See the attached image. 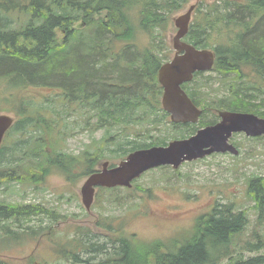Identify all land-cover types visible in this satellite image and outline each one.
<instances>
[{
  "label": "trees",
  "instance_id": "16d2710c",
  "mask_svg": "<svg viewBox=\"0 0 264 264\" xmlns=\"http://www.w3.org/2000/svg\"><path fill=\"white\" fill-rule=\"evenodd\" d=\"M188 2L0 0V86L22 94L17 121L0 147V189L6 192L13 184H36L39 176L56 170L72 181L74 174L70 173L76 172L78 165L86 166L90 175L104 160L165 145L215 123L218 109L264 117V0H218L197 5L185 36L186 41L213 48L217 54L211 73L197 72L183 86L193 101L203 106L204 114L197 128L192 123L170 121L161 105L158 71L171 51L163 31L153 32L166 29L171 15ZM143 31L151 34L147 45L140 37ZM30 88H48L52 93L40 98L23 93ZM210 111L214 116H207ZM176 126L180 129L174 130ZM80 131L89 135L91 143L80 154L63 150L62 142ZM99 132L102 138L95 139ZM162 132L166 135L161 136ZM153 133L159 136L157 140L142 141L145 136L151 139ZM158 169L179 170L166 165L145 175ZM139 179L133 181L132 190L139 186ZM247 183L262 223L264 176H251ZM132 190L100 188L97 199L121 209L126 202H119V191L128 194ZM142 190L148 192L149 188ZM214 204L206 216L196 219L194 236L179 247V241L171 242L167 245L170 250L160 241L145 242L126 235L120 216L100 213L93 224L98 231L71 225L63 239L58 237L60 249L55 252L61 264H264V254L234 259L232 252L227 261L222 258L229 238L243 233L249 218L234 202L218 196ZM53 210L0 199V239L18 244L53 234L54 223L36 216L60 219ZM34 226H40L41 232ZM29 263L51 264L37 262L34 257ZM0 264L8 262L0 259Z\"/></svg>",
  "mask_w": 264,
  "mask_h": 264
},
{
  "label": "rangeland",
  "instance_id": "374dc122",
  "mask_svg": "<svg viewBox=\"0 0 264 264\" xmlns=\"http://www.w3.org/2000/svg\"><path fill=\"white\" fill-rule=\"evenodd\" d=\"M202 1L218 0H189L185 9L172 15L166 29H156L153 32L157 34L161 30L163 31L164 40L171 51H166L170 52L168 57L174 56L172 39L177 32L174 19L188 11L187 9L193 3ZM193 13L195 16L197 10L194 9ZM140 37L143 38L144 45L149 44L151 37L149 32H141ZM212 74L216 76L215 73ZM23 93L40 98L50 95L52 90L30 88ZM21 96L22 94L18 91L7 90L0 86V113L14 116ZM198 106L204 114L203 106ZM212 108L214 109V107ZM207 116H214V114L210 111ZM205 119L208 120L206 117ZM191 123L195 128L199 125ZM182 127L186 129L185 126ZM179 129L180 126L174 127V130ZM164 135L166 132L161 133V136ZM234 136L231 141L239 147V155L229 152H214L204 160L184 163L179 170L169 169L171 174L167 178L164 177L170 173L167 169H158L153 173L144 174V177L142 176L136 182L139 186H136L134 190L131 189L132 192L126 194V191H119L122 196L119 202H126L125 205L120 206L122 210L116 205L103 202V198L99 201L97 195L91 210L85 209L80 199V191L89 174L87 173L88 168L82 165L75 166L76 172L71 171L70 176L72 173L74 174L71 176L72 181H69L65 174L56 170L45 177L39 176L36 184H13L6 192L3 191V188L0 189V199L25 202V204H41L54 209L53 212L60 215V219H51L46 214L36 215L49 224L54 223L53 234L39 235L38 241L30 238L18 244H8L4 239H0V259L6 260L8 264H30L31 257H34L37 262L46 260L51 264H61L60 256L55 252L60 249L58 237L63 239L64 232L71 225L75 227L86 225L92 228L91 231H98L93 227V224L99 219L100 213L120 216L118 221L126 235L134 236L145 242L160 241L165 245V249L170 250L167 245L171 242L179 241L176 245L179 247L194 236L196 219L210 212L218 196L222 201L234 202L240 209H245L249 218V224L243 233L235 238L234 235L229 238L226 247L222 249V258H226L225 261H227L232 252L234 259L264 254V222L260 223L257 219L258 209L254 198L248 193L247 183L251 176L255 178L264 176V137H250L244 132L235 133ZM158 137L153 133L151 139L145 136L142 141L150 142L157 140ZM100 138H102V133H96L95 139ZM137 142H141V140H137ZM88 143H91L89 135L85 131H80L74 132L61 145L62 149L67 152L80 154ZM31 147H33V143H31ZM130 153L111 159L109 163L117 165ZM101 167L102 163L96 169H101ZM142 188H149V190L147 192ZM34 227L41 232L40 226ZM14 229L19 233H24L19 227ZM47 238L49 239L47 240ZM94 238L100 239L98 236ZM18 240L22 241V239ZM13 241L17 242L14 239ZM139 244L147 245L144 242H139ZM252 244H257L260 248L256 249L251 246ZM130 247L136 251L134 243H130Z\"/></svg>",
  "mask_w": 264,
  "mask_h": 264
},
{
  "label": "water",
  "instance_id": "95a60500",
  "mask_svg": "<svg viewBox=\"0 0 264 264\" xmlns=\"http://www.w3.org/2000/svg\"><path fill=\"white\" fill-rule=\"evenodd\" d=\"M195 5L175 18L177 33L172 39L176 53L159 69V82L163 87L162 104L175 123L197 122L202 114L195 102L182 89V85L193 79L196 72L209 71L215 62V52L207 48H197L184 41L189 30ZM220 121L214 125L199 128L185 138L175 139L167 145L152 146L131 152L126 159L109 167L108 161L102 168L92 173L81 188L84 205L90 210L96 186H131L133 179L144 171L161 165L178 168L185 161L201 159L214 152L238 153L229 142L235 132H245L248 136H264V117L250 112L224 110ZM15 123L10 114H0V145L7 130Z\"/></svg>",
  "mask_w": 264,
  "mask_h": 264
},
{
  "label": "bare ground",
  "instance_id": "6f19581e",
  "mask_svg": "<svg viewBox=\"0 0 264 264\" xmlns=\"http://www.w3.org/2000/svg\"><path fill=\"white\" fill-rule=\"evenodd\" d=\"M27 215V214H26ZM206 216V215H205ZM10 217V216H9ZM27 218V217H26ZM86 249V248H85Z\"/></svg>",
  "mask_w": 264,
  "mask_h": 264
},
{
  "label": "flooded vegetation",
  "instance_id": "af4514ba",
  "mask_svg": "<svg viewBox=\"0 0 264 264\" xmlns=\"http://www.w3.org/2000/svg\"><path fill=\"white\" fill-rule=\"evenodd\" d=\"M235 137V136H234ZM236 145V144H235Z\"/></svg>",
  "mask_w": 264,
  "mask_h": 264
}]
</instances>
